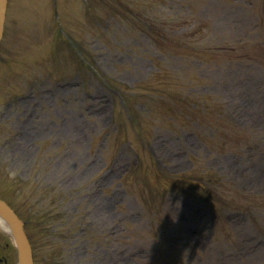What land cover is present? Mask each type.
<instances>
[{"label": "rangeland", "instance_id": "rangeland-1", "mask_svg": "<svg viewBox=\"0 0 264 264\" xmlns=\"http://www.w3.org/2000/svg\"><path fill=\"white\" fill-rule=\"evenodd\" d=\"M203 170L237 220L191 200ZM0 200L34 264H264V0H4ZM0 258L17 263L1 232Z\"/></svg>", "mask_w": 264, "mask_h": 264}, {"label": "bare ground", "instance_id": "bare-ground-1", "mask_svg": "<svg viewBox=\"0 0 264 264\" xmlns=\"http://www.w3.org/2000/svg\"><path fill=\"white\" fill-rule=\"evenodd\" d=\"M0 230L3 232V234L7 235L12 242L15 244V246L19 249V262L21 264H29L31 261V254L29 251V246L26 242H23L22 244L17 245V240L15 236V231L13 228L12 223L7 218L6 214L0 212ZM17 243V244H16ZM262 247H258L257 249H261Z\"/></svg>", "mask_w": 264, "mask_h": 264}, {"label": "water", "instance_id": "water-1", "mask_svg": "<svg viewBox=\"0 0 264 264\" xmlns=\"http://www.w3.org/2000/svg\"><path fill=\"white\" fill-rule=\"evenodd\" d=\"M0 12H1V0H0ZM4 211H6L11 216V218H12L14 224H15V229H16V234H17L18 240L21 243L22 242V235H21V230L18 227V224L16 223L13 215H11V213L8 210L4 209Z\"/></svg>", "mask_w": 264, "mask_h": 264}]
</instances>
